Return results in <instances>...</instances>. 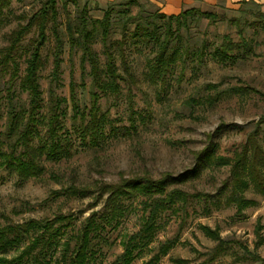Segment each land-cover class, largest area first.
Wrapping results in <instances>:
<instances>
[{"label":"rangeland","instance_id":"rangeland-1","mask_svg":"<svg viewBox=\"0 0 264 264\" xmlns=\"http://www.w3.org/2000/svg\"><path fill=\"white\" fill-rule=\"evenodd\" d=\"M84 1L79 0V5ZM135 1L132 14L139 10L142 14L158 12L154 0ZM120 2L123 0L112 4ZM39 6V0H8L0 10V49L6 44L7 33L18 23L17 17L22 13L29 16ZM107 6L88 1L89 15L101 18ZM57 7L63 19L59 3ZM68 7L72 10L71 4ZM206 12L213 17L189 18L178 30L175 63L162 84L152 82L147 73L152 45L128 43L125 55L134 82H120L117 95L100 97L103 127L93 142L80 137L79 118H75L69 98L73 82L78 109L88 108L89 81L81 80L78 58L70 61L68 44L64 43L60 80L52 89L63 99L62 129L58 133L65 137L61 142L65 151L53 160L43 157L44 172L36 179L20 180L0 168V225L51 218L56 213L73 214L74 227L59 239L51 254L55 258L66 244H72L76 226L92 212L101 216L105 208L104 196L95 192L85 197L64 193L67 186L94 190L100 184L122 180L172 177L179 182L167 183L165 189L185 194V204L175 199L157 212L151 239L137 245L130 264H264V196L249 185L242 196L250 203H242L237 211L226 200L230 165L221 162L240 151L247 133L260 122L258 137L264 146V7L247 4ZM60 30L64 38L63 26ZM225 35L235 43L244 40L250 52L243 58L217 63L210 54ZM31 37L29 33L24 38L20 50ZM116 39L118 30L111 37ZM202 44L205 55L198 57L194 53ZM50 49L51 42L42 50L39 72L43 105L49 86ZM95 49L99 50L98 44ZM203 151L208 156L198 161ZM156 196L136 193L122 197L113 218L102 215L94 234V255L88 264H110L121 254L123 244L147 216L144 203ZM204 227L226 241L223 252L213 259L217 242ZM161 246L165 253L153 260ZM14 254L10 252L8 257Z\"/></svg>","mask_w":264,"mask_h":264},{"label":"trees","instance_id":"trees-1","mask_svg":"<svg viewBox=\"0 0 264 264\" xmlns=\"http://www.w3.org/2000/svg\"><path fill=\"white\" fill-rule=\"evenodd\" d=\"M78 1L39 0L37 10L29 16L22 13L17 17L18 23L7 33L6 44L0 49V168L9 170L20 180L40 177L44 172L42 158L53 160L65 151L61 147L65 137L58 133L62 129L60 117L63 115V99L58 98L52 89V85L58 84L60 80L65 42L68 44L70 61L77 56L81 80L87 78L91 88L89 107L82 111L78 109L75 100L73 82L70 83L69 98L74 116L79 118L77 131L80 137H88L93 142L103 127L104 116L99 115L98 108L100 97L117 95L120 82L125 85L134 82L125 55L128 43L152 45L153 56L146 63L147 73L152 82L159 81L162 84L175 63L178 30L186 26L189 18L196 20L213 17L209 12L196 9L183 11L176 16H166L160 12L142 14L141 10L132 14L130 9L136 1L123 0L118 4H108L102 17L95 19L89 15V0H85L82 5ZM7 2L0 0V10ZM57 3L60 4L63 19H60ZM68 3L72 5V10ZM114 30H118L119 39L111 40ZM29 33H32V37L21 51V43ZM49 42L51 69L48 74L46 104L43 105L39 72L43 66L42 50ZM96 44L99 50L95 49ZM249 52V45L244 40L235 43L225 35L210 56L217 63L224 64L226 61L243 58ZM194 54L203 57L205 46L202 44ZM21 95H24V99ZM261 123L255 124L247 133L240 151L232 159H221L223 164L230 165V190L226 200L234 204L237 211L243 204L250 203L242 196L249 185L264 196V146L258 137ZM206 154L208 156V152H201L198 161L207 157ZM175 181L178 179L172 177L161 180L136 178L116 184H100L94 190L77 188L71 184L63 192L80 197L94 192L101 198L104 196L105 208L101 216L105 218L115 216L122 197L136 193L158 195L150 203H144L148 212L142 225L128 237L121 254L110 263L130 264L137 245L151 239L156 228L157 212L175 199L185 204V194L165 189L167 183L175 184ZM101 216L95 211L84 218L76 226L72 244H66L65 249L55 258L51 254L59 239L66 230L74 227L76 218L73 214L56 213L51 218H29L20 223L0 225V264H88L94 255L93 239ZM203 229L214 235L217 242L212 251L213 259L216 254L223 252L226 241L209 228ZM10 252L15 254L8 257ZM163 253L165 248L161 246L153 260H158Z\"/></svg>","mask_w":264,"mask_h":264},{"label":"crops","instance_id":"crops-1","mask_svg":"<svg viewBox=\"0 0 264 264\" xmlns=\"http://www.w3.org/2000/svg\"><path fill=\"white\" fill-rule=\"evenodd\" d=\"M93 3L110 4L116 0H89ZM158 12L170 16L191 9L208 11V9H235L241 5H255L264 7V0H154Z\"/></svg>","mask_w":264,"mask_h":264}]
</instances>
